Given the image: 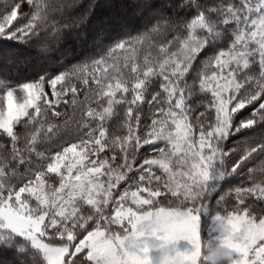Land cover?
I'll return each instance as SVG.
<instances>
[{"label": "snow or ice", "instance_id": "snow-or-ice-1", "mask_svg": "<svg viewBox=\"0 0 264 264\" xmlns=\"http://www.w3.org/2000/svg\"><path fill=\"white\" fill-rule=\"evenodd\" d=\"M80 7L0 0V41L65 46L96 5ZM122 7L141 22L98 32V55L22 81L0 69V252L13 264H209L219 239L231 264H264V0Z\"/></svg>", "mask_w": 264, "mask_h": 264}, {"label": "trees", "instance_id": "trees-1", "mask_svg": "<svg viewBox=\"0 0 264 264\" xmlns=\"http://www.w3.org/2000/svg\"><path fill=\"white\" fill-rule=\"evenodd\" d=\"M123 0H80V8L83 5L94 4L86 22L81 26L82 35L68 42L62 47H53L47 53L40 52L33 44L16 43L11 41H0V69L9 76L13 82L33 78L37 73L47 71L50 75L60 68L61 64L71 68L75 63H82L89 57L99 54L93 44V38L98 32L111 34L114 38L121 31V26L131 22L139 21V14L132 17V10L122 7ZM53 61H58L53 63ZM63 107V105H61ZM247 112V109L245 110ZM231 144V140L229 141ZM147 147V146H146ZM144 152V149H141ZM239 183L236 177L222 182L219 191L214 195L215 200L228 188ZM206 217L202 218V227ZM0 264H13V257L8 251L0 252Z\"/></svg>", "mask_w": 264, "mask_h": 264}, {"label": "clouds", "instance_id": "clouds-1", "mask_svg": "<svg viewBox=\"0 0 264 264\" xmlns=\"http://www.w3.org/2000/svg\"><path fill=\"white\" fill-rule=\"evenodd\" d=\"M204 254L209 257V264H231L233 249L230 244L222 240H213L210 245L203 249Z\"/></svg>", "mask_w": 264, "mask_h": 264}, {"label": "rangeland", "instance_id": "rangeland-1", "mask_svg": "<svg viewBox=\"0 0 264 264\" xmlns=\"http://www.w3.org/2000/svg\"><path fill=\"white\" fill-rule=\"evenodd\" d=\"M27 10H28V6L23 5L21 8V11H27ZM16 95H17L18 100H22V95H23L22 93L17 92ZM123 186L124 185H121V187H123ZM205 217H206V219H205V224L202 227V229H203L202 234L205 238H207L213 224H212V218L210 216H205ZM183 243H185V242H181V244H183Z\"/></svg>", "mask_w": 264, "mask_h": 264}]
</instances>
